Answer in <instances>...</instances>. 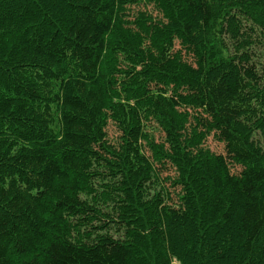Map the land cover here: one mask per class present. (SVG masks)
I'll use <instances>...</instances> for the list:
<instances>
[{
  "label": "trees",
  "instance_id": "obj_1",
  "mask_svg": "<svg viewBox=\"0 0 264 264\" xmlns=\"http://www.w3.org/2000/svg\"><path fill=\"white\" fill-rule=\"evenodd\" d=\"M136 1L0 0V264H264V0Z\"/></svg>",
  "mask_w": 264,
  "mask_h": 264
},
{
  "label": "rangeland",
  "instance_id": "obj_2",
  "mask_svg": "<svg viewBox=\"0 0 264 264\" xmlns=\"http://www.w3.org/2000/svg\"><path fill=\"white\" fill-rule=\"evenodd\" d=\"M137 1H139V0H137ZM135 3H133L132 8H131L132 13H136L139 10H148L154 16L158 15V11L154 8L153 5H151V4L147 5L144 2H140L138 4H135ZM179 47H180V45L177 44L176 48L178 49ZM152 121H154V120H152ZM156 126H158V125H156L153 122L151 128L155 134V137H156L157 141H163L165 134L163 131L156 129ZM107 130H108V137L114 141L116 139V137L119 135V131H118L117 127L115 126V124L113 122H111L109 124ZM206 145L214 152L226 154L225 144L223 142L218 141L214 137L213 134H211L208 137V139L206 140ZM147 153L150 154V152L148 150H147ZM232 168L234 171H237L236 167H232ZM158 170H159V176L161 178V184L164 185L166 187V189L170 192L172 202H177L178 201L177 192L180 190V188L174 187V185H172V181H171V178L174 177L176 174L175 168L172 165L167 164L166 167H159Z\"/></svg>",
  "mask_w": 264,
  "mask_h": 264
}]
</instances>
